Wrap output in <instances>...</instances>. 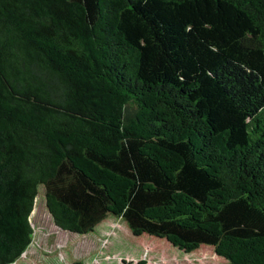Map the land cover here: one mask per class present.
Instances as JSON below:
<instances>
[{
  "label": "trees",
  "instance_id": "trees-1",
  "mask_svg": "<svg viewBox=\"0 0 264 264\" xmlns=\"http://www.w3.org/2000/svg\"><path fill=\"white\" fill-rule=\"evenodd\" d=\"M39 187L62 229L264 264V0H0V264Z\"/></svg>",
  "mask_w": 264,
  "mask_h": 264
},
{
  "label": "rangeland",
  "instance_id": "rangeland-1",
  "mask_svg": "<svg viewBox=\"0 0 264 264\" xmlns=\"http://www.w3.org/2000/svg\"><path fill=\"white\" fill-rule=\"evenodd\" d=\"M29 219L32 239L9 264H224L213 245L183 251L164 237L133 234L126 222L108 214L85 233L60 228L52 221L39 187ZM142 261V262H139Z\"/></svg>",
  "mask_w": 264,
  "mask_h": 264
}]
</instances>
